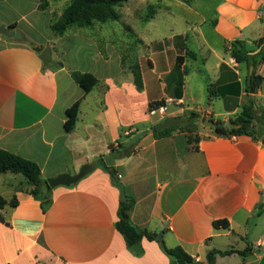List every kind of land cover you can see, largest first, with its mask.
<instances>
[{
  "label": "crops",
  "instance_id": "obj_1",
  "mask_svg": "<svg viewBox=\"0 0 264 264\" xmlns=\"http://www.w3.org/2000/svg\"><path fill=\"white\" fill-rule=\"evenodd\" d=\"M131 1L137 2L129 0L127 9ZM181 1L199 14L198 22H187L183 32L159 40L151 38L157 26L148 28L156 16L143 26L132 12L142 26L138 28L126 19L127 9L122 11L121 20L142 40V91L135 85L132 65L105 27L66 36L53 33L52 21L64 11L55 1L49 0L43 11L40 0H31L28 14L0 18V27L16 25L11 37L0 32V149L37 163L44 180L76 175L98 159L96 169L79 183L43 188L51 199L46 210L23 176L0 175V197L7 202L0 207V264H171L158 239L144 238L139 244L143 253H136L116 229L121 194L101 160L135 133L145 135L114 166L125 192L137 199L129 212L133 224L163 232L167 248L181 247L199 263L206 264L212 250L252 247L248 256H219L216 264H264L262 139L199 129L195 148L185 132L154 137L151 130L162 121L149 115L151 104L173 100L177 106L172 115L194 111L215 123L234 119L249 99L246 83L250 67H255L238 64L226 49L237 40L254 54L262 49L264 0H205L214 6L207 16L195 8V0ZM21 25L37 37L44 25L51 35L38 40ZM70 38L83 40L85 68L78 63L80 50L60 48ZM44 49L51 52L48 66L41 58ZM68 54L77 58L73 65L67 63ZM58 63L63 66L56 67ZM256 71L264 78V63ZM74 72L93 74L99 83L86 93L72 78ZM236 83L239 96L226 91L209 99L210 85ZM255 99L264 110V81ZM79 100L77 124L68 131L67 110ZM14 198L16 206L10 205ZM219 220H228L230 228L215 229Z\"/></svg>",
  "mask_w": 264,
  "mask_h": 264
},
{
  "label": "trees",
  "instance_id": "obj_2",
  "mask_svg": "<svg viewBox=\"0 0 264 264\" xmlns=\"http://www.w3.org/2000/svg\"><path fill=\"white\" fill-rule=\"evenodd\" d=\"M40 9L46 11L49 8V0H40ZM188 4H191L192 0H185ZM128 0H71L70 4L63 11L62 15L58 18L53 19L51 29L56 36H64L69 33L72 28H90L95 23L105 24L107 22H119L121 20L120 9L125 6ZM16 25L10 26V29H15ZM258 47L262 49L257 54H251L255 51H250L247 48L246 42L237 40L231 43L230 47L227 48V52L230 53L231 57L235 59L238 64L247 63L255 67L252 73L251 83L248 80L246 83V91L249 94L247 103L242 107L241 112L234 118L230 119L228 123L230 127L227 128L223 122H217L218 126L214 129L217 134L226 136H249L253 139H262L264 143V110L258 107L255 95L258 93L264 78L259 75L256 71V67L264 63V36L259 40ZM180 61L183 58H179ZM48 66V64H45ZM62 63H58L56 67H62ZM131 70L134 74L135 85L142 91L143 89V78L141 68L138 63L131 66ZM72 78L86 93L91 92L99 83L96 76L90 73L74 72ZM235 89V90H234ZM227 92L234 91V94L239 96L240 84H232L226 88H217L215 85L209 86V99L213 96L224 95ZM81 100L77 101L72 107L67 110L68 119L66 121V129L68 131L74 130L79 116L81 107ZM164 104V101L156 102L151 104L150 107ZM182 118V124L163 132H153L154 137L162 138L173 134L174 132L180 131L188 134L189 144H194L195 148L199 142V137L194 136V125L198 119V115L194 111L185 112ZM207 121V120H206ZM210 121H213L210 119ZM214 122V121H213ZM133 134L129 137L136 136ZM141 139L126 147L125 143H119L117 148H113L117 152L121 153L122 157L130 156L137 144ZM102 168L111 176L112 183L116 186L120 183L117 177V171L115 167H108L104 160H101ZM15 174L23 176L29 185L33 186L34 189L32 194L34 197L43 200L44 209L46 210L50 205V197L48 194L43 193V188L47 191H51L52 188L48 185L47 180L42 178V172L39 165L35 162L22 158L18 155L10 153L8 151L0 149V175L3 174ZM137 199L125 192L123 199L120 202L119 207V220L116 223V229L124 237L126 244L130 250L133 246L141 244L144 238L150 241H157L158 234L150 233L140 229L131 221L129 212L135 207ZM7 202L0 197V207H3ZM10 205L16 206L17 200L14 198ZM264 211V207L262 208ZM213 226L217 230H227L230 228L228 220H219L213 223ZM161 246V245H160ZM162 251L172 260L178 264H204L199 263L189 256L181 247L169 249L166 245L161 246ZM253 252L252 247H248L242 252L230 250L221 252L218 250H212L207 254L206 264H216L219 256H228L234 253L248 256Z\"/></svg>",
  "mask_w": 264,
  "mask_h": 264
},
{
  "label": "rangeland",
  "instance_id": "obj_3",
  "mask_svg": "<svg viewBox=\"0 0 264 264\" xmlns=\"http://www.w3.org/2000/svg\"><path fill=\"white\" fill-rule=\"evenodd\" d=\"M55 1V4H57V7L59 8V11L65 10L67 6L70 4L71 0H52ZM140 1L137 0V2L133 3L130 2V9H127L128 2L125 4L123 8L120 9L121 16L122 11H124L125 15H127L126 19L130 18V25L133 27H142L146 26V23L156 16V19L151 21V23L148 24V28H153V24H155L157 27L153 31V35L151 38H154L156 40L162 39L163 37H169L171 34L174 33H181L185 30L187 27V22L197 23L199 19V14H196L193 10L188 9L186 6H181V3H183L181 0H147L142 2V4H139ZM195 8H198L201 10L206 16L207 14H211V12L214 11V6L212 3H208L205 0H195ZM31 0H0V18H10L21 15L28 14V11L30 9ZM50 2H48L49 5ZM50 6V5H49ZM194 8V9H195ZM136 9V10H135ZM56 12V11H55ZM54 12V13H55ZM132 12H135L137 19L141 21L138 22L136 18L132 19ZM53 13V14H54ZM56 14V13H55ZM122 19V17H121ZM102 26L105 27L106 33L109 35L110 41H114L117 44H119L120 48L122 49V52L124 53V57L126 58V63L129 65H133L135 63H138L139 57L142 53L141 50V43L142 40L139 38V36L132 30L131 26H126L123 20H120L119 22H107L104 25L95 23L91 27L95 26ZM100 26V27H101ZM21 28L29 34V36L36 38L38 40H43L44 38H48L51 35L50 30L45 27L44 25L41 27V37H37L36 35H33L32 32L28 31L25 26L21 25ZM9 29V28H8ZM90 28H72L69 33L73 32H84L88 31ZM12 29H10L11 31ZM12 32V31H11ZM69 33L65 34L68 35ZM3 35V33H1ZM107 37V36H106ZM51 48V47H50ZM60 48L62 50H66L70 52V50L73 52V48L75 50L79 51L80 59L78 60L81 65V68H85L84 66L87 65V62L84 59V42L82 39H74L70 38L68 42L65 45H60ZM195 48V47H194ZM57 50V49H56ZM140 51V52H139ZM71 52V54H73ZM58 54H61L60 50H58ZM144 54V52L142 53ZM72 56V55H71ZM68 56L66 57L67 63L69 65H73L77 60L76 57ZM51 59L49 60V62ZM49 62L47 64H49ZM191 65L189 66V69H191ZM195 79L199 80L200 76H194ZM264 109V108H263ZM175 109H172L170 112H174ZM183 115V114H182ZM179 116V118L182 117ZM177 115H171L169 117H174ZM159 117H154L153 120H157ZM182 119V118H181ZM212 119V118H211ZM207 120H210L207 119ZM206 118H198L195 125H194V131H198L199 129L202 130H212L214 131V127L206 126L205 125ZM214 121V120H213ZM212 121V122H213ZM5 178V177H3Z\"/></svg>",
  "mask_w": 264,
  "mask_h": 264
},
{
  "label": "water",
  "instance_id": "obj_4",
  "mask_svg": "<svg viewBox=\"0 0 264 264\" xmlns=\"http://www.w3.org/2000/svg\"><path fill=\"white\" fill-rule=\"evenodd\" d=\"M0 32L3 33V35L11 37L13 36V33L8 29V27L1 26L0 27ZM254 54V53H251ZM41 58L44 63H48L49 60L51 59V52L49 49H44L43 52L41 53ZM254 68L250 67V76L248 77V82L249 84L251 83L252 79V73H253ZM182 124V119L179 118V116H174V117H168L162 122L158 123L157 125L154 126V128L151 130L152 132L156 131L157 133L163 132L167 129L179 126ZM206 126H211L216 128L218 126L217 123L212 122L210 120H207L205 123ZM226 127L229 128L230 124L227 123ZM145 135V133H139L138 135L134 136L131 138L128 142L125 143V146L128 147L134 142H136L138 139L142 138ZM121 157L120 152L112 151L107 155L103 156V160L105 161L106 165L108 167H114L115 166V160L117 158ZM98 164V159H96L93 163L87 164L82 167L80 172L76 175H69V174H63L58 176L57 178L54 179H48L47 183L51 188H56L60 186L64 187H71L77 183H79L82 179H84L87 175L91 174L95 169ZM117 188L120 190L121 194V200L123 199V196L125 194V188L122 183H119L117 185ZM163 232H160L158 235V241L161 246L165 245ZM133 251L136 253H143L142 247L138 244L133 246ZM171 264H178L177 262L173 261Z\"/></svg>",
  "mask_w": 264,
  "mask_h": 264
},
{
  "label": "built area",
  "instance_id": "obj_5",
  "mask_svg": "<svg viewBox=\"0 0 264 264\" xmlns=\"http://www.w3.org/2000/svg\"><path fill=\"white\" fill-rule=\"evenodd\" d=\"M175 102L173 100H168L162 105H157L149 109V115L151 117H159L161 121L165 120L168 116L172 115L170 112L172 109L176 108ZM122 178L121 175H118V179Z\"/></svg>",
  "mask_w": 264,
  "mask_h": 264
}]
</instances>
